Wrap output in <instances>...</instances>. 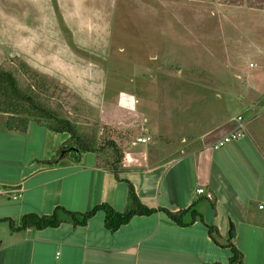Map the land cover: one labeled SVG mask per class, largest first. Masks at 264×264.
<instances>
[{"label":"rangeland","instance_id":"374dc122","mask_svg":"<svg viewBox=\"0 0 264 264\" xmlns=\"http://www.w3.org/2000/svg\"><path fill=\"white\" fill-rule=\"evenodd\" d=\"M97 1L0 0V71L97 146L148 129L189 151L209 125L259 126L264 0Z\"/></svg>","mask_w":264,"mask_h":264},{"label":"crops","instance_id":"0c3cea01","mask_svg":"<svg viewBox=\"0 0 264 264\" xmlns=\"http://www.w3.org/2000/svg\"><path fill=\"white\" fill-rule=\"evenodd\" d=\"M8 119L0 113V264H229L231 252L223 247L229 220L237 228L230 241L245 264H264V119L251 134L221 149L213 144L231 130L228 120L207 126L203 143L189 151L155 141L144 127L137 138H115L124 153L119 179L97 165L95 153L82 155L80 163L44 166L56 149L70 146L69 136L36 121L25 132L10 131ZM140 137L151 140L140 143ZM129 184L149 208L176 213L194 207L217 229L216 240L199 221L179 226L162 212L134 217L115 232L105 228L102 211L85 226L65 221L18 232L7 222L18 226L26 215H52L57 207L86 213L105 204L123 213ZM199 188L206 193L199 195ZM16 189L21 195L15 199Z\"/></svg>","mask_w":264,"mask_h":264},{"label":"trees","instance_id":"16d2710c","mask_svg":"<svg viewBox=\"0 0 264 264\" xmlns=\"http://www.w3.org/2000/svg\"><path fill=\"white\" fill-rule=\"evenodd\" d=\"M248 6L250 7V5ZM28 110H33L34 112L30 114V112H27ZM0 113L9 115L7 129L10 131L25 132L29 122L36 121L57 133L69 135L70 146L78 147L81 154L95 153L98 159L97 165L111 171L119 179L124 153L114 141H107L105 144L107 146L102 147L95 145L94 140L90 138L79 136L72 122L39 105L31 96L25 95L20 90L16 78L11 73L2 71H0ZM85 140L91 143L88 144ZM62 151L63 148L56 149L52 160L44 161L43 165L52 167L63 161L72 163L81 162L74 152H66L65 155H62ZM128 204L127 211L123 213L117 212L114 208L105 204L96 206L86 213H76L63 207H57L52 215H26L21 219L18 226L11 220L7 222H9L12 231L18 232L28 229L42 230L55 228L65 221L71 222L74 226H85L92 217L102 211L105 213V228L108 231L115 232L122 226L128 224L134 217L151 216L162 212L169 221L179 226H188L195 221H199L200 224L208 229L212 239L216 240L214 235H219L217 229L208 225L203 216L194 207L175 213L167 209H152L143 205L132 185H130ZM188 216L191 220L189 223L185 221ZM223 247L229 249L231 252L229 264H245L242 252L232 241L229 240L227 245Z\"/></svg>","mask_w":264,"mask_h":264},{"label":"built area","instance_id":"2783aa9c","mask_svg":"<svg viewBox=\"0 0 264 264\" xmlns=\"http://www.w3.org/2000/svg\"><path fill=\"white\" fill-rule=\"evenodd\" d=\"M229 123H235L236 125L226 134L218 138L214 144L213 148L214 149H221L225 147L226 145L232 143L235 140L241 139L243 137H246L248 135L247 130H246V123L244 122L243 116H238L237 118H233ZM150 137H140L137 139L138 142L140 143H146L150 141ZM14 193V198H18L21 195V190L16 189L13 191ZM197 193L199 195L205 194V190L203 188H199L197 190ZM209 198H211V195H207ZM260 209H264V204L260 205Z\"/></svg>","mask_w":264,"mask_h":264},{"label":"water","instance_id":"95a60500","mask_svg":"<svg viewBox=\"0 0 264 264\" xmlns=\"http://www.w3.org/2000/svg\"><path fill=\"white\" fill-rule=\"evenodd\" d=\"M66 152H74L75 154H77V158L78 160H81L82 158V154L80 152V150L78 149V147L76 146H65V149H63L62 151V155H65ZM237 237V228L235 226V224L229 220V230H228V238L229 240H233Z\"/></svg>","mask_w":264,"mask_h":264}]
</instances>
